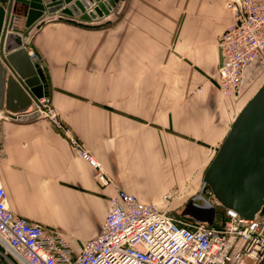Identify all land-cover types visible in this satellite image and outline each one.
Returning <instances> with one entry per match:
<instances>
[{
	"label": "crops",
	"instance_id": "1",
	"mask_svg": "<svg viewBox=\"0 0 264 264\" xmlns=\"http://www.w3.org/2000/svg\"><path fill=\"white\" fill-rule=\"evenodd\" d=\"M230 20L226 0H123L96 20L56 12L26 30L44 94L110 184L94 179L47 119H12L33 102L19 112L0 94V184L10 211L56 229L76 250L99 234L117 190L159 209L172 192V210L182 209L264 76L251 63L237 99L219 92L218 41ZM0 264H15L1 246Z\"/></svg>",
	"mask_w": 264,
	"mask_h": 264
},
{
	"label": "built area",
	"instance_id": "2",
	"mask_svg": "<svg viewBox=\"0 0 264 264\" xmlns=\"http://www.w3.org/2000/svg\"><path fill=\"white\" fill-rule=\"evenodd\" d=\"M226 6L231 20L218 41L222 63L216 79L223 97L237 99L247 66L257 63L264 70V0H226ZM26 51L33 59L34 53ZM24 115L47 119L93 169L94 179L101 186L110 184L102 164L70 135L47 95L27 112L10 116ZM203 195L216 209L211 226L172 214L175 193H165L166 207L159 209L117 190L99 234L75 250L56 229L12 213L0 184V246L15 264H264V214L243 219L223 207L210 188Z\"/></svg>",
	"mask_w": 264,
	"mask_h": 264
},
{
	"label": "water",
	"instance_id": "3",
	"mask_svg": "<svg viewBox=\"0 0 264 264\" xmlns=\"http://www.w3.org/2000/svg\"><path fill=\"white\" fill-rule=\"evenodd\" d=\"M120 1L6 0L5 6L0 5V94L5 107L17 105L23 112L47 91L40 71L27 55L26 30L45 14L56 12L87 22L96 20L111 13ZM205 187L223 207L243 219L264 214V83L233 121L205 169L198 194L180 211L183 217L211 226L216 209L204 197Z\"/></svg>",
	"mask_w": 264,
	"mask_h": 264
},
{
	"label": "rangeland",
	"instance_id": "4",
	"mask_svg": "<svg viewBox=\"0 0 264 264\" xmlns=\"http://www.w3.org/2000/svg\"><path fill=\"white\" fill-rule=\"evenodd\" d=\"M5 4H6V0H4L2 3H0V5H2V6H5ZM26 48L34 53V58H33L32 60H33L34 63H35V68H36L38 71H40V76H42V78H43V84L46 85V83H45L44 73H43V71H42V67H41V63H40L39 58L37 57L35 51L30 47V45H29L28 43L26 44ZM263 83H264V76H263V78L256 80V81L252 84V85H256V86L254 87V89H253V92L255 91V89H257L258 85L261 86ZM260 86H259V87H260ZM259 87H258V89H259ZM204 172H205V171H204ZM203 174H204V173H203ZM207 188H208V187H205V189L203 190V192L207 191ZM184 202H185V201H183L182 203L179 204V207H180V208L182 207V205L184 204ZM184 206H185V204H184ZM184 206L182 207V209L184 208ZM169 209H170V210L172 209V205H171V207H169ZM182 209H180V210H182Z\"/></svg>",
	"mask_w": 264,
	"mask_h": 264
},
{
	"label": "trees",
	"instance_id": "5",
	"mask_svg": "<svg viewBox=\"0 0 264 264\" xmlns=\"http://www.w3.org/2000/svg\"><path fill=\"white\" fill-rule=\"evenodd\" d=\"M170 211H171V213L174 214L175 216H177V217H182V216L180 215V211H181V210L175 211V210H172V209H171Z\"/></svg>",
	"mask_w": 264,
	"mask_h": 264
},
{
	"label": "bare ground",
	"instance_id": "6",
	"mask_svg": "<svg viewBox=\"0 0 264 264\" xmlns=\"http://www.w3.org/2000/svg\"><path fill=\"white\" fill-rule=\"evenodd\" d=\"M8 72H10V71L8 70ZM25 112H26V111H25ZM188 200H189V199H188ZM188 200H187V201H188ZM195 203L201 204L200 202H195Z\"/></svg>",
	"mask_w": 264,
	"mask_h": 264
}]
</instances>
